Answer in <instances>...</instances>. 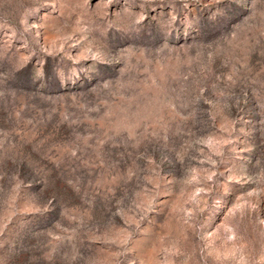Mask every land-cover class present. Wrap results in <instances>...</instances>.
Here are the masks:
<instances>
[{"label":"rangeland","instance_id":"rangeland-1","mask_svg":"<svg viewBox=\"0 0 264 264\" xmlns=\"http://www.w3.org/2000/svg\"><path fill=\"white\" fill-rule=\"evenodd\" d=\"M0 264H264V0H0Z\"/></svg>","mask_w":264,"mask_h":264}]
</instances>
